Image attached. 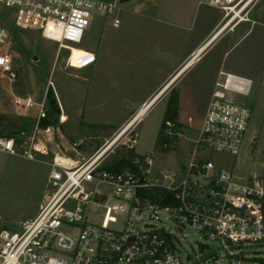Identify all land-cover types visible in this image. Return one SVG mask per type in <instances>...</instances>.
Returning a JSON list of instances; mask_svg holds the SVG:
<instances>
[{"label":"built area","instance_id":"2783aa9c","mask_svg":"<svg viewBox=\"0 0 264 264\" xmlns=\"http://www.w3.org/2000/svg\"><path fill=\"white\" fill-rule=\"evenodd\" d=\"M254 1L205 3L222 12V32L252 23ZM3 8L10 15L6 21L0 19V76L12 83L18 73L8 53L10 22L56 42L60 51L68 52L66 66L82 70L96 58L84 51L73 60L74 49L83 43L94 16L113 14L115 5L97 0H0V11ZM119 24L115 19L113 26ZM244 86V80L230 75L217 84L189 162L177 171H158L148 155L133 160L131 170L103 169L118 149L136 150L138 123L130 125L134 116L91 156L85 151L90 139L73 141L70 149L76 159H54L50 164L36 217L20 222L18 231L0 230V264H264V255L252 251L264 247V178L241 182L216 165L211 155L238 157L242 152L251 111L227 93ZM13 105L18 110L36 106L30 99H15ZM38 107L32 131L0 135V153L28 161L47 154L39 137L47 110L44 103ZM58 110L62 112L60 105ZM59 122H66L62 113ZM166 126L171 136L173 124ZM91 185L95 190L88 192ZM100 186L106 190L99 192ZM70 203L75 206L68 208ZM97 210L103 213L101 224L89 219ZM161 216L175 229L165 227ZM187 228L215 242L217 248L199 244L193 255L183 254L180 236Z\"/></svg>","mask_w":264,"mask_h":264},{"label":"rangeland","instance_id":"374dc122","mask_svg":"<svg viewBox=\"0 0 264 264\" xmlns=\"http://www.w3.org/2000/svg\"><path fill=\"white\" fill-rule=\"evenodd\" d=\"M97 1L115 5L114 12L105 16L96 14L83 43L73 51V60L84 51L96 54L100 57V62L95 66L82 70L67 68L68 52L60 51L56 42L45 39L38 33L17 28L10 22L11 40L8 53L13 59L18 79L11 83L0 76L1 114L11 119L13 99H30L37 107L27 112L30 117H36L39 105L44 103L48 110L50 108L48 99L60 98L70 118L69 122L64 124L71 135L67 138L69 145L76 140L90 139L89 147L85 148L87 156L93 155L103 146L106 139L120 130L119 126L129 115L137 113L141 105L160 90L168 69L174 65L175 58L177 59L183 46L174 45V41L171 40L170 34L173 29L169 20L176 16L175 11L193 12L195 8V5L192 6L194 0H133L124 4H120V0ZM151 5H156V8H152ZM9 15L10 10L1 9V20H8ZM249 18L251 20L264 18V0L253 2ZM115 19L120 22L117 28L113 27ZM259 90L257 85L254 86L251 96L258 94ZM170 95L171 92L165 94L152 105L135 127L138 145L134 152L137 155L150 156L156 169L161 172L177 171L181 165L188 164L190 151L200 130L199 123L189 124L188 118L193 113L183 101L178 117L180 123L184 125V132L178 137L176 150L163 154L157 149V136ZM98 99L105 103L102 107L94 106ZM255 100L252 97L234 99L237 104L251 111V121L241 154L238 157L211 154L216 165L225 168L241 182H246L252 177L264 178V104L259 106ZM29 120L32 126L36 125V118ZM49 121L54 125L50 128V136L44 139L39 136L43 144H46L49 159L37 157L36 161H28L20 156L0 154L2 229L18 231L20 222L36 217L51 169L47 163H51L55 151L62 155L65 153L55 136V115H51ZM83 124L91 127L84 129ZM99 124L108 125L105 134L92 130ZM189 126L194 130H189ZM58 128L60 129L59 126ZM87 188L88 192L93 191L95 185ZM97 190L102 192L106 189L100 186ZM74 206V203H70L68 208ZM102 214L101 210H97L89 219L94 224H101ZM161 219L165 227L175 229L172 221L164 216H161ZM180 239L183 254L188 252L193 255L198 251L199 244L217 248L215 242L203 238L189 228L184 230ZM252 251L254 255L256 253L264 255V247L253 248ZM252 251L248 253L251 256Z\"/></svg>","mask_w":264,"mask_h":264},{"label":"crops","instance_id":"0c3cea01","mask_svg":"<svg viewBox=\"0 0 264 264\" xmlns=\"http://www.w3.org/2000/svg\"><path fill=\"white\" fill-rule=\"evenodd\" d=\"M148 3L151 4V2ZM194 5L193 12L191 10H178L175 11L176 16L169 20L170 27L173 29L170 34L171 40L174 41V45H183L182 51L177 55V59L175 58L174 65L168 69L162 87L152 95L151 99H161L165 94L176 90L179 94L178 115L181 111V103L185 101L187 107L193 113V117L190 116L188 118L189 124L199 123L201 128L213 94L218 90L217 84L223 82L226 75L245 81L242 91L227 93L229 99L234 101L236 97H252L256 99V104L259 106L264 104V18L254 19L252 23H241L232 31L226 29L219 32L222 12L217 8L208 6L205 0H194L192 6ZM151 7L156 8V5H151ZM90 53L94 54L93 52ZM94 56L96 61L88 68L100 62V57L96 54ZM256 85L260 89L259 93L251 96L253 88ZM14 100L11 104V118H22L32 123L29 119L36 117H30L27 112L28 110H18L15 108L13 105ZM150 100L144 102L141 107ZM55 101L57 104L56 113L53 114L56 119L55 136L66 154L62 155L55 151L51 158V163L54 159L72 160L75 156L67 140L71 135L68 134L64 127V124L68 123L70 118L66 114L60 98L55 99ZM94 104V106L102 107L105 103L103 100L98 99ZM59 105L62 112L58 110ZM61 113L66 118V122L64 123L58 121ZM134 115H129L118 129H121ZM88 126V124H83L84 129H88ZM97 126L108 125L99 124ZM34 127L31 124V129ZM40 127V137L42 139L49 137L52 126L46 129L41 125ZM188 129L194 130L190 126ZM183 132L184 125H182L181 135H183ZM101 133L105 134L106 132ZM37 157L46 160L49 159V153L37 155ZM49 163L47 165L51 164Z\"/></svg>","mask_w":264,"mask_h":264},{"label":"trees","instance_id":"16d2710c","mask_svg":"<svg viewBox=\"0 0 264 264\" xmlns=\"http://www.w3.org/2000/svg\"><path fill=\"white\" fill-rule=\"evenodd\" d=\"M178 95L179 94L176 90H172L169 101L166 105L163 123L158 132L156 147L163 154L175 151L176 145L179 143L178 134H181L182 125L178 121ZM48 100L50 108L47 111L46 117L43 118L40 123V125L45 129L49 126H53V123L49 121V118L57 109L55 99ZM168 122L173 124V127L169 129L172 134L171 136L166 134L168 130L166 124ZM30 128L31 123L27 120L22 118L10 119L0 113V135L13 136L20 130L29 131ZM92 130H94V132H106L108 131V128L106 126H94ZM137 157L140 156L134 151H126L123 148L118 149L117 152L104 164L103 169L113 172L131 170V162Z\"/></svg>","mask_w":264,"mask_h":264},{"label":"bare ground","instance_id":"6f19581e","mask_svg":"<svg viewBox=\"0 0 264 264\" xmlns=\"http://www.w3.org/2000/svg\"><path fill=\"white\" fill-rule=\"evenodd\" d=\"M166 89V88H165ZM163 91V90H162ZM159 99H151L148 103H146L143 107H141L135 116L131 119L130 125H134L142 120V118L147 114L150 110L151 106L154 105Z\"/></svg>","mask_w":264,"mask_h":264},{"label":"water","instance_id":"95a60500","mask_svg":"<svg viewBox=\"0 0 264 264\" xmlns=\"http://www.w3.org/2000/svg\"><path fill=\"white\" fill-rule=\"evenodd\" d=\"M130 1H133V0H120L119 3L124 4V3L130 2Z\"/></svg>","mask_w":264,"mask_h":264}]
</instances>
